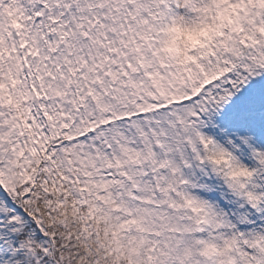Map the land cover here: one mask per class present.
<instances>
[{"label":"snow or ice","instance_id":"1","mask_svg":"<svg viewBox=\"0 0 264 264\" xmlns=\"http://www.w3.org/2000/svg\"><path fill=\"white\" fill-rule=\"evenodd\" d=\"M0 264H264V0H0Z\"/></svg>","mask_w":264,"mask_h":264}]
</instances>
